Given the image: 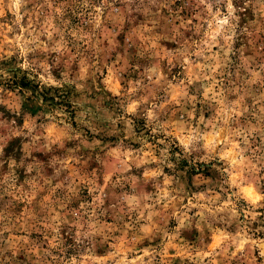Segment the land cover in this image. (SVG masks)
<instances>
[{"label":"rangeland","instance_id":"374dc122","mask_svg":"<svg viewBox=\"0 0 264 264\" xmlns=\"http://www.w3.org/2000/svg\"><path fill=\"white\" fill-rule=\"evenodd\" d=\"M0 264H264V0H0Z\"/></svg>","mask_w":264,"mask_h":264},{"label":"trees","instance_id":"16d2710c","mask_svg":"<svg viewBox=\"0 0 264 264\" xmlns=\"http://www.w3.org/2000/svg\"><path fill=\"white\" fill-rule=\"evenodd\" d=\"M66 102V101H65ZM68 108L70 107V104H69V102H66V104H65Z\"/></svg>","mask_w":264,"mask_h":264}]
</instances>
